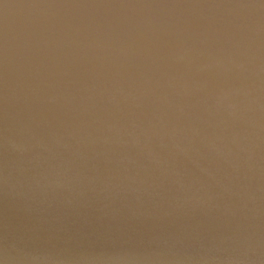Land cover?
Returning <instances> with one entry per match:
<instances>
[{"label":"water","instance_id":"obj_1","mask_svg":"<svg viewBox=\"0 0 264 264\" xmlns=\"http://www.w3.org/2000/svg\"><path fill=\"white\" fill-rule=\"evenodd\" d=\"M0 264H264V0H0Z\"/></svg>","mask_w":264,"mask_h":264}]
</instances>
